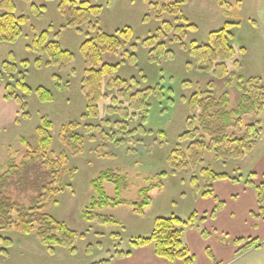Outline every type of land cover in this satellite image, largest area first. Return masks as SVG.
<instances>
[{
    "label": "rangeland",
    "instance_id": "obj_1",
    "mask_svg": "<svg viewBox=\"0 0 264 264\" xmlns=\"http://www.w3.org/2000/svg\"><path fill=\"white\" fill-rule=\"evenodd\" d=\"M60 1L34 0L39 8L46 6V11L38 17L33 14L30 4L16 0V14L27 16L29 23L23 27L24 34L16 44L0 46V92L3 95L8 85H15L19 80L18 73L25 72L22 62L29 61L31 66L26 70V83L32 89L44 87L55 97L52 103H42L36 94L30 95L24 112L28 116L22 117L20 111L17 118L19 124L0 132V176L9 166H20L28 151L27 144L32 148L37 147V128L42 118H49L54 124L51 132L53 146L49 156L57 160L61 154H66L69 167L64 178V189L57 198L58 205L50 207L46 213L67 224L79 238L75 251L55 248L50 252L41 244L36 232L24 235L16 230L0 231L2 241H8L0 243V264H94L113 260L131 250L132 241L149 237L157 218L175 215L189 219L193 213H197L199 199H208L201 196L208 190L210 180L202 174L203 170L211 168L216 173L237 175L235 169L238 161L224 163L217 160L214 154H207L201 165L162 180L163 190L151 193L153 204L141 216L134 214L128 206L91 210L92 200L97 198L91 183L102 172L112 170L128 183L123 199L139 202L141 189L156 185V176L172 171L173 153L187 151L192 141H180L183 134L193 131L195 139L204 138L200 111L189 109V100L195 93L201 92L205 97L213 95L216 99L228 94L230 111L238 110L245 94L239 88V77L245 82L258 78L260 82L257 87L264 93V0H225L230 4L228 8H221L217 0H192L184 6V16L165 13L160 20L157 19L156 10L149 7V0H88L93 6L102 7L99 18L91 21L92 25L96 22L99 25L93 31L85 23L80 27V32L66 27L58 11ZM184 17L197 29H189L190 25L183 20ZM226 23L237 24L232 30V45L236 54L231 59L222 57L220 61L225 63L228 73L225 75L223 67L215 69L214 65L202 70L201 56L193 51L192 44H206L210 33L219 31ZM164 24H169L171 30ZM181 27L184 33L177 30ZM125 28L133 30L131 42L117 54H105L103 63L120 65L115 78L126 82V85L109 88L110 78L104 77V97L98 102V118L83 119L87 112V100L82 90L86 67L80 48L87 40L94 38L98 30L114 34ZM45 31L51 40L58 41L63 49L75 56V60L63 70L54 67L37 69L34 65L39 56L27 47L31 46L35 35ZM154 37L153 47H145L143 42ZM12 53L14 61L11 59ZM131 54H135L136 59H131ZM41 58L43 63L48 61L46 55ZM6 61L16 65L17 71L11 74L14 80L2 72ZM147 93L149 97L146 98ZM18 94L23 95L20 90ZM247 94L253 96L251 91H247ZM257 121L262 123V141L258 140L257 145L261 144L259 149L254 151L255 147L254 153L252 151L253 154L247 157L244 163L246 171L262 169L264 110L259 117L245 116L240 128L229 131V135L237 138L253 137L254 130L248 128ZM70 122L80 124L77 132L84 138V152L75 156L60 141L62 126ZM22 141L27 144L23 145ZM34 166L27 176L15 173L6 191L8 196L26 208L33 206L38 194L36 189L49 180L42 176L46 170L39 163ZM195 179L198 180L196 185L192 183ZM251 180L249 186L262 200L261 206H264V179ZM195 186L197 190H194ZM104 187L107 196L114 198V186L106 183ZM223 207L221 203L211 215L217 214ZM87 212L112 216L122 225L105 227L88 222L83 218Z\"/></svg>",
    "mask_w": 264,
    "mask_h": 264
},
{
    "label": "trees",
    "instance_id": "obj_2",
    "mask_svg": "<svg viewBox=\"0 0 264 264\" xmlns=\"http://www.w3.org/2000/svg\"><path fill=\"white\" fill-rule=\"evenodd\" d=\"M31 5L34 15L41 17V12L46 11V6L39 8L34 4V0H21ZM53 1V0H46ZM192 0H156L149 3V7L156 10L158 13L157 19L160 20L163 14L183 15V8ZM221 8H228L229 3L225 0H217ZM0 46L2 44H16L24 34L23 27L29 23L27 16H18L17 5L15 0H0ZM58 11L65 21L68 28H75L80 32V27L87 23L91 30L96 31L98 22L92 25L93 18H99L102 7L93 6L88 0H61L58 5ZM188 23L187 18L183 19ZM189 24V23H188ZM190 25V24H189ZM237 24L226 23L219 31L210 33L209 40L206 44L197 46L195 42L192 44L193 51L199 52L201 56L200 68L202 70L212 68L221 69L226 75L228 70L223 59H231L236 54V49L232 45L234 34L232 30ZM170 31L169 24H164ZM189 29L196 30L197 27L190 25ZM95 29V30H94ZM179 32H185L184 28H178ZM89 36V35H88ZM89 38V37H88ZM133 38V30L125 28L118 30L114 34H107L101 30L97 31L94 38L87 40L82 44L80 52L85 61V72L82 81V90L87 100V112L82 117L83 119L98 118V102L104 97L102 94V82L104 77H109V88L125 86L126 82L115 78L120 65H109L103 63L105 54H117L124 45L129 44ZM156 37L149 38L143 42L145 47H153ZM27 49L39 56V59L34 63L37 69L44 67H54L63 70L75 60L72 52L63 49L61 44L56 40H51L47 31L35 35L31 46ZM46 55L48 61L43 63L42 56ZM223 59L221 60V58ZM131 59H136L135 54L130 55ZM11 59L14 61V54H11ZM219 62V63H218ZM27 70L31 63L23 61ZM18 73L19 80L15 85H8L4 92V99L7 101H15L19 106L22 117L28 116L24 113L28 107L29 96L36 94L42 103H52L55 100L54 94L44 88L38 87L32 89L27 83V73ZM17 71L14 62L6 61L3 63L2 72L13 76L12 72ZM258 78H251L246 82L242 77L238 78L239 88L244 90L241 106L236 111H230V99L228 94H224L221 98L216 99L213 95L205 97L203 93H195L189 100L190 111H200L199 120L201 130L204 133L202 140L195 139L193 131H189L180 137V141L191 140L192 143L185 153L178 150L174 152L171 159L172 171L170 173L163 172L156 176L158 183L143 188L139 192L141 200L139 202L127 201L123 199V192L128 188V183L120 174L108 170L102 172L97 179L92 181L91 187L94 190L96 197L92 200L91 210H104L107 208L117 209L122 206L132 208L136 215H143L153 204L150 197L153 191H162V180L170 175L176 176L178 172L189 168H195L204 163L207 154H214L217 160L224 163L230 161H242L256 147L258 140L262 138V123L257 121L248 129L254 130L255 136L248 135L243 138H237L229 135L231 129H237L242 126V119L248 115L260 116L264 110V93L261 88H258ZM1 83V80H0ZM23 93L22 96L18 91ZM247 91H251L253 96H249ZM150 93V92H149ZM147 93V97L148 94ZM146 95V93H145ZM145 98V99H146ZM144 104V101L142 102ZM24 113V114H23ZM20 120H16L18 125ZM80 128L78 122H70L62 126L60 131V141L63 145L70 148L72 154L79 155L84 152V138L77 130ZM54 124L49 118H42L41 124L37 128L38 144L36 148H32L27 144L28 151L25 154L20 166L11 165L8 170L0 176V231L16 230L21 234L30 235L36 232L41 244L53 252L55 248H63L75 251L74 247L78 234L71 230L67 224L56 220L46 211L55 205H58V196L64 189V178L68 172L69 159L66 154H61L57 160L50 158L49 153L53 146L52 130ZM248 134V133H247ZM207 139V140H206ZM180 148V147H179ZM39 163L46 172L42 175L48 177L40 187H38L37 196L33 201L31 208H26L19 202L14 201L7 195L6 191L11 184L15 173L29 175L33 167ZM202 174L210 178L208 190L201 195L205 198L214 197L213 185L222 180H231L239 182L241 179L232 178L227 173H216L213 169H204ZM39 178L40 175H39ZM255 176H249L247 184H252ZM112 184L115 188V197L107 196L104 184ZM195 185L198 180H193ZM207 188V184H206ZM35 189V187H34ZM197 190V187H194ZM262 205V200L259 198ZM220 205V204H219ZM211 215L212 217H214ZM83 218L88 222H96L101 226L120 227L122 225L117 219L112 216L106 217L99 214L92 215L87 212ZM197 213H193L189 219L184 220L180 217L172 215L166 218H157L153 223L152 233L149 237L138 238L132 241L133 248L154 246V253L158 258L164 259L173 264L177 261H182L184 264H193L194 257L185 243V233L188 228H197L198 224L203 222ZM203 238L207 239L210 233L206 229H201ZM7 242V240H3ZM0 238V243L3 242ZM250 247V246H248ZM130 252L125 255H129ZM209 257L215 262L212 252L208 251ZM112 260H103L94 264H110Z\"/></svg>",
    "mask_w": 264,
    "mask_h": 264
},
{
    "label": "crops",
    "instance_id": "obj_3",
    "mask_svg": "<svg viewBox=\"0 0 264 264\" xmlns=\"http://www.w3.org/2000/svg\"><path fill=\"white\" fill-rule=\"evenodd\" d=\"M149 3L153 2L149 0ZM19 112L16 102L5 100L0 92V132L15 124ZM259 145L254 151L259 149ZM247 157L237 162V175H229L232 178L240 177L239 182L229 179L218 181L213 185L214 197L199 199L197 213L204 221L197 228H188L185 233V243L194 257L193 264H264V206H261L257 193L247 184V177L252 174L256 180L260 177L264 179V162L262 169L246 171L244 163ZM221 203L224 207L212 217L211 212ZM201 229L210 233L207 239L203 238ZM209 250L215 262L209 257ZM128 252L129 255L115 258L110 264H171L155 255L153 245L136 249L131 247L125 254ZM173 264L184 263L177 261Z\"/></svg>",
    "mask_w": 264,
    "mask_h": 264
}]
</instances>
